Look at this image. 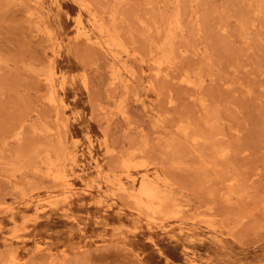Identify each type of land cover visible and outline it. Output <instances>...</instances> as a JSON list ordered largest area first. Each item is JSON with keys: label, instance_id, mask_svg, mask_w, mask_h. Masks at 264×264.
I'll use <instances>...</instances> for the list:
<instances>
[{"label": "rangeland", "instance_id": "374dc122", "mask_svg": "<svg viewBox=\"0 0 264 264\" xmlns=\"http://www.w3.org/2000/svg\"><path fill=\"white\" fill-rule=\"evenodd\" d=\"M0 264H264V0H0Z\"/></svg>", "mask_w": 264, "mask_h": 264}]
</instances>
